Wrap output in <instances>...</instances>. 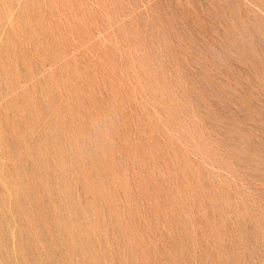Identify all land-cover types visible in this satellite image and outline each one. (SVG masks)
Here are the masks:
<instances>
[{
    "label": "rangeland",
    "instance_id": "rangeland-1",
    "mask_svg": "<svg viewBox=\"0 0 264 264\" xmlns=\"http://www.w3.org/2000/svg\"><path fill=\"white\" fill-rule=\"evenodd\" d=\"M0 264H264V0H0Z\"/></svg>",
    "mask_w": 264,
    "mask_h": 264
}]
</instances>
